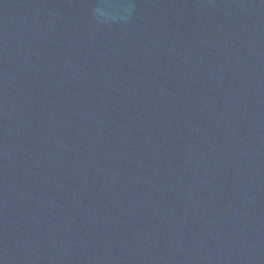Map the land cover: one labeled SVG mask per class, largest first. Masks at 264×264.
<instances>
[{"label":"water","instance_id":"95a60500","mask_svg":"<svg viewBox=\"0 0 264 264\" xmlns=\"http://www.w3.org/2000/svg\"><path fill=\"white\" fill-rule=\"evenodd\" d=\"M0 264H264V0H0Z\"/></svg>","mask_w":264,"mask_h":264}]
</instances>
